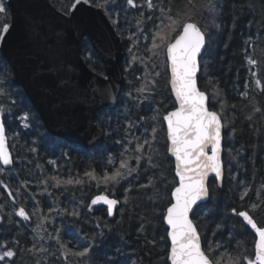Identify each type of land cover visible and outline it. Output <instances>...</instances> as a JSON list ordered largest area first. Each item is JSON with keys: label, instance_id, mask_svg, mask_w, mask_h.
Returning <instances> with one entry per match:
<instances>
[{"label": "snow or ice", "instance_id": "snow-or-ice-1", "mask_svg": "<svg viewBox=\"0 0 264 264\" xmlns=\"http://www.w3.org/2000/svg\"><path fill=\"white\" fill-rule=\"evenodd\" d=\"M81 4L103 11L113 26L121 23L122 16L126 23L123 38L129 43L123 72L135 75L137 84L122 93L125 119L121 125L123 136L115 140L120 145L118 156L109 154L107 157V165L111 166V171L106 167L97 173L92 168L76 178L63 179L58 175L42 178L39 183L44 186V192L53 197L54 206H50L47 213L39 207L38 200L31 213L22 205L16 207L21 195L20 189H27L31 181H19L18 186L12 189L0 179V189L7 193L12 202L10 212H6L7 201L0 202V225L4 223L6 216L9 223L13 215L24 222L37 218L32 229L34 235L30 238V247L21 246L19 239L13 240V247H8L7 241L0 243V264H17V261H23L25 255L32 257L34 264H56L57 261H63L64 264H141L142 257L131 259L128 256L123 236L120 237L121 243L113 245L101 255L102 245L113 231L112 225L107 221L103 224L98 221L95 228L99 231L94 234L85 233L80 237L76 226L81 219L80 211L76 207L71 210L59 207L53 189L83 187L92 182L97 187L103 184L105 189L112 190L113 197L110 198L107 194L96 195L88 204L87 211L91 213L93 206L106 205L105 211L109 217L117 214L118 206L128 210L127 206L131 204V210L134 211L139 207L137 200L142 198L151 206V215L145 211L138 216L137 231L145 233L148 226L155 227L153 217L158 214L156 202L163 199L167 189L164 168L167 152L175 157V175L179 178L178 186L171 191L169 204L162 216V222L166 225V237L170 240L166 257L170 264H264V224H258L254 218V214L264 211V198L260 196V193H264V179L256 190L255 199L246 208L237 210L232 207L226 210L228 215L242 218L238 225L227 227V231H224L226 225L221 222L223 217L217 220V210L211 206L213 188L222 186L225 172L227 171L230 180L236 179L232 173V162L236 161L238 167H243L239 164V157L244 152V146L241 145L233 154V149L223 143L225 137L230 143L236 135V129L230 128L234 119H226L227 108H235L236 104H229L219 86L218 78L208 75L210 65L214 62L215 49L220 46L222 38L224 48L229 47L237 22L245 14L247 7L253 13V18L245 25L249 34L243 41L245 47L242 51L245 53V65L251 83L246 81L244 90L235 94L241 101H247L245 120L251 125L259 124L264 129V107L258 104L255 97L250 98L252 85V90L264 94V81L256 71L258 61L252 55L257 50L264 55V16L256 19L254 5L248 4V0H243L240 4L235 0L231 3L229 0H181L180 3L177 0H125L123 6L118 4V0H71L60 11L64 16L71 17ZM129 9H139L133 14L135 31H131L133 25L127 23ZM227 15L232 17L231 24L226 22ZM10 17L9 5L6 0H0V44L13 27ZM254 23L256 31L252 32ZM86 58L92 60L90 54ZM158 60H162L164 66L170 68L169 83L178 104V107L162 117L167 125L166 136L169 142L163 151L158 139L160 110L151 107L157 103L155 97L161 75L157 70ZM137 71L139 75H136ZM0 73L9 80L13 75L11 66L2 59ZM100 75L104 80H109L108 74L103 71ZM199 78L205 80L204 90L198 85ZM128 83L131 84L132 81ZM209 83L213 84L211 91L206 87ZM11 96L12 90L0 87V103L5 104V107H0V176L10 172L14 164L5 127L6 114L18 106V101L10 99ZM109 99L110 103H117L118 92L110 91ZM8 103L12 105L11 108L7 107ZM142 106H146L153 114H139ZM134 110L139 114L136 119L131 115ZM17 118L24 128L32 126L30 111L23 112ZM117 123L120 124L119 121ZM226 128L230 130L224 132ZM103 130L105 135L111 136L113 131L119 132L120 128L112 129L108 126ZM254 131L264 137V131ZM250 147L255 151L257 145ZM259 147L264 150V139L260 140ZM29 151L34 153L37 149L31 147ZM224 152L229 157L227 162L222 159ZM248 159L254 161V156ZM49 163L55 164V161ZM253 167L255 170L254 164ZM210 177L212 184L209 183ZM121 185L122 199L114 198L115 190ZM240 187L238 196L243 202L253 189L244 181H240ZM35 195L32 194L33 199ZM53 212L72 219L57 225ZM209 219L214 221V228L210 233L207 228ZM46 225H51L52 231ZM245 226L250 227L258 237L252 252H249L246 242L240 238L242 233L238 229ZM62 232L69 237L68 240L62 239ZM72 240L76 243L69 247ZM50 242H54L55 246ZM148 243L155 245V239ZM69 257L73 259L69 260Z\"/></svg>", "mask_w": 264, "mask_h": 264}, {"label": "trees", "instance_id": "trees-1", "mask_svg": "<svg viewBox=\"0 0 264 264\" xmlns=\"http://www.w3.org/2000/svg\"><path fill=\"white\" fill-rule=\"evenodd\" d=\"M50 1L59 11L61 8H66L67 5L71 3V0ZM177 2L180 3L181 0H177ZM231 2L232 0H229V3ZM235 2L240 4L243 0H235ZM124 3L125 0H118L119 5L123 6ZM248 4L254 5L256 19L264 16V7H262L264 6V0H248ZM138 11L139 9H129L127 23L133 25L131 31H135L133 14ZM251 18H253V13L249 12L246 7L245 14L241 16L237 22V27L233 32L229 47L227 49L224 48L222 38L220 46L215 49L213 56L214 62L210 65V71L208 73L209 76L218 78L219 86L223 90V94L227 97L229 104H236L235 108L228 107L226 110V119H234V123L230 125V128L236 129V135L232 138L230 143L228 142V138L225 137L224 144L233 149V154H235L236 149L241 148V145L244 146V152L239 157V164L243 165V167H238L236 161L232 162V173L236 176V179L230 180L226 171L222 186L213 188L214 195L211 206L213 209L217 210V220L223 217L221 222L226 225L224 231H227V227L238 225L242 220V218L228 215L226 210L232 207L237 208V210L246 208L248 203L255 199L256 190L259 188L262 179H264V150L259 147V142L261 139H264V137L258 135L257 131H254V129L259 131H264V129H261L259 124L251 125L250 122L245 120V114L248 111L245 109L247 101H241L238 95L235 94L238 91L242 92L244 90L246 81L251 83V78L248 75V68L245 65V53L242 51L245 47L243 41L249 34V29L246 28L245 25ZM231 20V15H227L226 22L231 24ZM125 27L126 23L122 16L121 23L115 25L116 30L122 38L125 36ZM251 31H256L255 23ZM123 41L125 44L124 66L128 56L127 47L129 42L124 38ZM88 54L92 56V60L86 58ZM252 55L253 58L258 61L256 71L262 81H264V55H262L259 50ZM83 57L87 65L93 71L99 74L102 71L105 73L101 58L87 39L83 45ZM0 59L5 60L1 56V53ZM157 64L159 65L157 70L161 72V75L158 80L159 88L157 89V95L155 97L157 103L151 107L159 108L160 110V131L158 139L163 151L165 146L168 145V141L166 136V125L162 117L176 108V102L170 88L169 68L164 66L162 60H158ZM139 74V71H137L136 75ZM124 75L126 84L118 96L116 105L112 108L102 109L98 112L96 117V124L103 135L102 144L94 149H84L78 145L67 143L62 139L52 136L44 127L39 114L23 89L14 84L12 78L9 80L0 73V81H3V83H0V87L12 90L10 99L18 101V106L13 108L10 113H7L5 118V127L10 141V148L14 155V164L11 171L0 176V179H3L12 189L18 186L19 181H31L27 189H20L21 195L18 197L19 202L16 207L22 205L31 213L36 207V201L38 200L40 202L39 207L43 209L44 213H47L49 207L54 206L53 197L48 196L47 193L44 192V186L39 183L40 180L46 176L58 175L63 179H67L69 177L76 178L78 175L83 176L85 170L92 168H94L97 173L102 172L106 167L107 170L111 171V166L107 165V157L109 154H116L118 156L120 145H117L115 140L123 136V128L121 125L125 117L122 107L124 103L122 93L124 90L135 87L137 84L135 75L132 73H124ZM129 81H132V83L129 84ZM199 86L202 90L205 89V80L203 78H199ZM206 87L208 91H211L213 84L209 83ZM252 89H254V85L250 88V98L255 97L258 104L264 107V94H258L257 91ZM0 107H5V104L0 103ZM7 107L11 108L12 105L8 103ZM25 111H30L32 116V120L30 121L32 126L30 128H24L21 121L17 118L18 115ZM139 114L150 115L153 113H150L146 106H142V110ZM139 114L134 110L131 115L133 119H136ZM106 117H110V119H106ZM117 121H119L120 124H118ZM108 126H111L112 129L120 128V131H113L111 136L105 135L103 129ZM230 128L224 129V132H228ZM33 141H35L34 144ZM253 144L257 145L255 151L250 147ZM31 147H35L37 151L34 153L29 151ZM250 156H254V161L248 159ZM228 159L227 152H224V160L227 162ZM49 161H55V164H50ZM253 164L255 165V170ZM164 168L167 176V189L164 191L163 199L156 202L158 214L153 217L155 227L151 225L148 226L145 233L137 231L139 227L138 216L145 211H147L148 215H151V206L142 198L137 200L139 207L134 211L131 210V204L127 206L128 210L118 206L117 214L109 217L106 215L105 205L93 206V211L91 213L87 211L88 204L96 195L107 194L110 198L113 197L112 190L105 189L103 184L97 187L95 182H92L83 187L76 186L75 188L53 189V192L57 198L59 207H67L69 210L76 207L78 211H80L81 219L76 223L80 237H83L85 233L94 234L99 231V229L95 228V224L98 221L101 224L107 221L109 225H112L113 231L108 236L105 244L102 245L101 255L113 245L121 243L120 237L123 236L124 242L126 243L125 251L131 259L142 257L141 264H170L166 259L170 248V242L166 237V225L162 222V216L169 204L171 191L178 186V179L175 175V163L169 156V152H167L165 156ZM240 181L249 184L253 189L249 197H246L243 202L238 196L241 191ZM209 183H213L212 178H210ZM32 194H36L35 199L32 198ZM13 195H15V191ZM122 196L123 185L115 190L114 198L122 199ZM260 196L264 198V193H260ZM5 201H7L6 212H10L12 209V202L8 198L7 193L4 192L3 189H0V202ZM52 215L55 217L57 225H60L62 221L72 219L71 217L57 215L55 212H53ZM254 218L257 219L258 224H264V211L254 214ZM36 219V217H33L30 221L24 222L19 217L13 215L11 223H9L6 216L4 223L0 225V243L7 241L8 247H13V240L19 239L21 246L26 245L30 247V238L34 235L32 229L36 224ZM114 221L115 223H113ZM46 227L49 231H52L51 225H46ZM207 228L210 233L214 228V221L209 219ZM238 230L242 233L240 238L246 242L249 252H252L256 240L255 234L248 226ZM61 236L64 240L69 239L63 232ZM161 237H164V239H161ZM152 239H155V245L148 243V241ZM50 243H52L53 247L55 246L54 242ZM75 243L76 241L72 240L69 247H72ZM72 259V257H69V260ZM17 264H34V261L32 257L25 255L23 261H17ZM56 264H64V262L57 261Z\"/></svg>", "mask_w": 264, "mask_h": 264}, {"label": "water", "instance_id": "water-1", "mask_svg": "<svg viewBox=\"0 0 264 264\" xmlns=\"http://www.w3.org/2000/svg\"><path fill=\"white\" fill-rule=\"evenodd\" d=\"M6 3L13 27L0 44V53L13 69V83L23 89L52 136L84 149L99 147L103 135L96 124L97 114L116 105L110 103L109 92L119 96L126 84L123 38L104 12L91 5H78L66 17L50 0ZM86 39L101 58L109 80L87 65L83 57ZM6 138L13 156L7 130ZM169 156L175 163L170 152Z\"/></svg>", "mask_w": 264, "mask_h": 264}, {"label": "bare ground", "instance_id": "bare-ground-1", "mask_svg": "<svg viewBox=\"0 0 264 264\" xmlns=\"http://www.w3.org/2000/svg\"><path fill=\"white\" fill-rule=\"evenodd\" d=\"M7 130V129H6ZM8 136V135H7ZM9 138V137H8ZM9 143H10V141H9ZM13 159H14V155H13ZM107 207V206H106Z\"/></svg>", "mask_w": 264, "mask_h": 264}]
</instances>
